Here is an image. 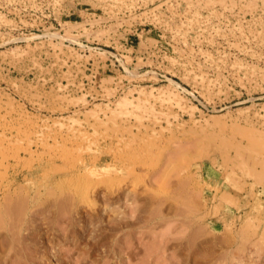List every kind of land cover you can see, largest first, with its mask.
I'll use <instances>...</instances> for the list:
<instances>
[{"label": "rangeland", "instance_id": "1", "mask_svg": "<svg viewBox=\"0 0 264 264\" xmlns=\"http://www.w3.org/2000/svg\"><path fill=\"white\" fill-rule=\"evenodd\" d=\"M180 4L162 45L260 64L264 0ZM39 47H0V264H264V104L202 114L172 81L88 103L31 78Z\"/></svg>", "mask_w": 264, "mask_h": 264}, {"label": "built area", "instance_id": "2", "mask_svg": "<svg viewBox=\"0 0 264 264\" xmlns=\"http://www.w3.org/2000/svg\"><path fill=\"white\" fill-rule=\"evenodd\" d=\"M1 13L18 17V25L0 24V47L40 46L27 69L31 78H42L37 67L45 63L48 79L69 81L65 90L82 92L88 103L112 100L137 84L175 82L177 74L190 76V85L175 82L177 91L202 114L264 104V58L249 64L235 61L229 52L202 56L197 49L162 45L163 33L175 25L164 24L161 16L181 15L180 0H3ZM245 14L264 24V10ZM66 24H78L70 29L71 40L60 38ZM150 31L160 32L159 39L150 42Z\"/></svg>", "mask_w": 264, "mask_h": 264}, {"label": "bare ground", "instance_id": "3", "mask_svg": "<svg viewBox=\"0 0 264 264\" xmlns=\"http://www.w3.org/2000/svg\"><path fill=\"white\" fill-rule=\"evenodd\" d=\"M74 37L71 32L68 30V26L65 28L63 35H60V38H68L69 40H71V38ZM27 45V44H26ZM153 74V73H151ZM141 78V77H139ZM168 81H171L170 79H167L166 83H168ZM173 82V81H172ZM174 84H176L175 82H173ZM130 90V89H129ZM163 90V89H162ZM162 90L159 89V91L161 92ZM167 90V89H166ZM141 92V91H140ZM124 94V93H123ZM129 100L127 97H123L122 99H120L117 103H116V107L118 109L120 108H124L126 105H129Z\"/></svg>", "mask_w": 264, "mask_h": 264}]
</instances>
